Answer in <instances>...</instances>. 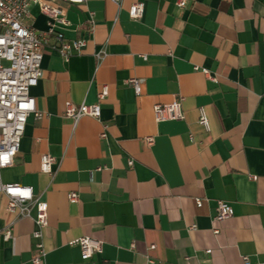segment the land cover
<instances>
[{
  "label": "crops",
  "instance_id": "crops-1",
  "mask_svg": "<svg viewBox=\"0 0 264 264\" xmlns=\"http://www.w3.org/2000/svg\"><path fill=\"white\" fill-rule=\"evenodd\" d=\"M136 2L140 20L128 15ZM56 5L68 21L63 39L85 45L63 59L49 37L29 92L41 117L29 115L13 164L0 171L2 183L46 203L47 226L33 238L35 209L18 217L0 193V264H34L39 243V264H264V0ZM23 24L47 30L37 6ZM103 86L98 121L63 117L65 102L95 104ZM176 97L183 119L155 122L153 106ZM43 154L55 159L52 176L40 171ZM217 201L232 217L213 220ZM80 237L101 241L100 253L83 259L69 245Z\"/></svg>",
  "mask_w": 264,
  "mask_h": 264
},
{
  "label": "built area",
  "instance_id": "built-area-1",
  "mask_svg": "<svg viewBox=\"0 0 264 264\" xmlns=\"http://www.w3.org/2000/svg\"><path fill=\"white\" fill-rule=\"evenodd\" d=\"M117 6L122 0H110ZM57 3L68 5H84L86 0H0V171L13 164L14 157L19 150L21 138L24 134L25 125L29 115L36 119L41 114L36 111L35 100L29 92L35 87L42 77L41 61L42 50L47 45L51 35L59 40L55 48L63 59H68L73 53H80L85 45L84 40L65 41L59 28L68 26V21ZM185 0H176V4L182 7ZM31 6H37L40 13L47 19V30L37 31L23 24L28 17V10ZM144 6L140 2L133 3L128 9L129 18L140 20L143 16ZM89 32L93 31L92 14L89 13ZM103 51L96 55L101 59ZM127 84L133 89L135 95L141 93L140 82L136 78L127 80ZM108 95V89L103 86L97 95V103L87 105L81 103L75 105L67 101L64 104L63 117L70 119L75 126L83 117L99 120L101 116V102ZM155 122L176 121L183 119L182 98L176 97L166 104H155L152 108ZM199 125L208 129V119L205 111L199 109ZM106 125H103L100 138H106ZM147 145H152L153 138H146ZM55 159L49 154H43L40 158V171L43 174L52 176V167ZM127 165L133 166V160L128 159ZM97 170H100L98 168ZM0 193L7 199L6 208L9 212L15 213L18 217L29 218L31 209H35L33 219L36 230L33 238L41 239L42 230L47 226V205L39 201L33 195L30 187L17 184H4L0 179ZM68 201H78L77 193H70ZM217 215L215 222H223L233 215L231 206L224 201H217ZM197 207L201 201H196ZM194 226L190 230H194ZM215 234L218 233L214 229ZM11 232L6 229L3 239L7 241ZM70 246H78L83 259H89L94 254L100 253L102 242L90 237H80L71 241ZM153 249V246L149 247ZM39 256L33 259L34 264H39L43 257L42 244L37 245ZM246 262V261H245Z\"/></svg>",
  "mask_w": 264,
  "mask_h": 264
}]
</instances>
